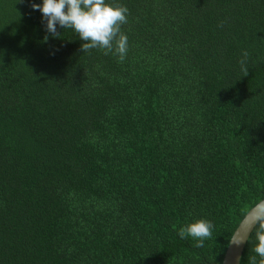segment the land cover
I'll use <instances>...</instances> for the list:
<instances>
[{
	"label": "trees",
	"instance_id": "16d2710c",
	"mask_svg": "<svg viewBox=\"0 0 264 264\" xmlns=\"http://www.w3.org/2000/svg\"><path fill=\"white\" fill-rule=\"evenodd\" d=\"M40 2L0 0V264H223L264 200V0H116L123 61Z\"/></svg>",
	"mask_w": 264,
	"mask_h": 264
},
{
	"label": "clouds",
	"instance_id": "9594fccd",
	"mask_svg": "<svg viewBox=\"0 0 264 264\" xmlns=\"http://www.w3.org/2000/svg\"><path fill=\"white\" fill-rule=\"evenodd\" d=\"M33 10H39L45 31L53 37L57 36V26L71 29L84 43L81 49L86 52L91 49H103L117 55L123 61L128 48V38L121 32V25L127 21L128 9L116 0H41L32 3ZM48 37H44L45 42ZM247 52L240 61L241 70L247 75L244 66ZM251 216V225L255 226V237L250 264H264V202H259ZM214 225L205 218L194 219L180 227V238L191 237L195 247H202L212 236ZM245 241L236 239L232 244L239 246Z\"/></svg>",
	"mask_w": 264,
	"mask_h": 264
},
{
	"label": "water",
	"instance_id": "95a60500",
	"mask_svg": "<svg viewBox=\"0 0 264 264\" xmlns=\"http://www.w3.org/2000/svg\"><path fill=\"white\" fill-rule=\"evenodd\" d=\"M261 202H264V200ZM255 211H257L256 207L251 209L246 214V216L244 217V219L241 221L238 228L234 232V234L231 238V241L228 245V248H227L224 260H223V264H241V259H242V256L244 254V250L246 248V245L248 243V240H249L251 234L253 233V231L255 229V226L251 225V223H250L251 216ZM234 237L236 239L243 240L245 242L239 246L233 245L232 240Z\"/></svg>",
	"mask_w": 264,
	"mask_h": 264
}]
</instances>
